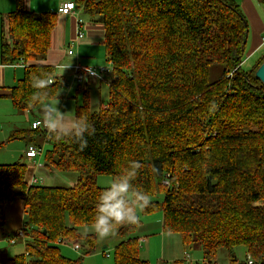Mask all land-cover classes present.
<instances>
[{
  "label": "trees",
  "instance_id": "1",
  "mask_svg": "<svg viewBox=\"0 0 264 264\" xmlns=\"http://www.w3.org/2000/svg\"><path fill=\"white\" fill-rule=\"evenodd\" d=\"M13 2L14 9L0 17V65L22 64L24 69L15 85L0 87V98H9L17 111L34 113L40 104L28 103L37 91L31 87L33 75L48 79L46 102L66 86L55 67L43 62L57 16L51 11L35 14L26 9L25 0ZM73 2L101 23L109 66L104 81L93 79L107 84V102L92 112L84 91L75 107L74 120L91 126L86 147L70 138L58 142L46 129L31 128L41 118L8 137L34 142L36 136L38 147L39 141L50 144L44 168L75 176V183L31 184L33 164L22 157L0 164V205L23 202L21 229L26 234L19 241L20 254L5 257L6 247L0 248V264H81L84 256L95 253L98 238L90 228L97 198L107 188L97 185V177L113 180L131 161L142 165L132 181L134 189L150 197L140 214L162 212L163 231L178 234L184 249L201 252L202 260L195 264H217L220 249L226 250L228 264H248V256L251 264H264V86L254 76L264 54L250 70L242 69L249 33L237 4ZM216 65L222 70L210 81ZM140 224L139 217L136 225L114 229L119 240L113 264H149L140 255ZM5 229L0 217L5 243L19 232ZM61 242L79 244L80 257L64 256ZM237 247L244 248L243 260L236 257Z\"/></svg>",
  "mask_w": 264,
  "mask_h": 264
},
{
  "label": "rangeland",
  "instance_id": "2",
  "mask_svg": "<svg viewBox=\"0 0 264 264\" xmlns=\"http://www.w3.org/2000/svg\"><path fill=\"white\" fill-rule=\"evenodd\" d=\"M53 3H57L59 0H51ZM74 1V0H73ZM239 10L245 15L248 21V38H247V45L245 49V58L246 54L250 52V48L254 42V40H258L259 43V35L261 32V29L259 30V26L261 22L264 21V5L262 3V0H233ZM244 1H247L251 4L253 7L256 16L254 20L251 18L249 19L247 14H245V4ZM57 6V5H56ZM15 7V4L13 0H0V17L6 15L8 12L12 11ZM34 10V7L33 9ZM45 10V9H43ZM82 20L86 22L85 16H82ZM0 47H1V24H0ZM68 48V47H67ZM66 48V49H67ZM94 50L96 51L95 54H98L97 56H91L87 58L80 59L81 62L78 61V57H80V52L82 50H79L78 48L75 50V55H68L73 56L76 58V62H79L82 66L87 67H98V66H109L104 61V48L102 44L94 45ZM264 54V45L260 46L256 51H253L250 56L245 60V62L242 64L243 70H250L254 64L257 62V60ZM71 57V58H73ZM89 62L94 63V65L85 64L82 62ZM74 62V63H76ZM73 63V64H74ZM72 64V65H73ZM71 66V65H69ZM67 67V65H66ZM63 67H57L56 69V75L61 77L64 81V84L67 85L61 86L57 92V95L54 98H51L48 100V103H51L53 105H57L58 109L62 112L65 120L70 118L71 122L74 121V113H75V107L82 103L84 98V91L88 92L89 97V104L91 111H97L99 108V105H105L107 102L108 97V87L106 83H102L101 86L90 84L89 86L85 87L84 85H78L72 76V70L68 69H62ZM70 69V68H69ZM222 68L219 65L213 66L210 70V81H214L218 78ZM15 76L13 74V70L10 67H5V83L3 84V87L10 88L11 86L15 85L19 79L22 78L23 73L21 75V70H15ZM99 87L96 89V87ZM100 90V92H99ZM68 91V94L65 95V92ZM40 107L34 112L29 113L26 111H17L13 106L9 98L7 97H1L0 98V143L2 144L0 147V163H13L20 160V157L23 156L20 154V151L23 148V154L26 150L25 143L29 141V138L25 139H10L8 140V137L15 131V130H28L30 128L31 121L37 117L41 116V112L39 110ZM10 134V135H9ZM9 135V136H8ZM8 136V137H7ZM6 137V138H5ZM34 142H37L36 136H34ZM2 138V139H1ZM32 142L33 144H36ZM36 147H38L36 145ZM51 146L47 142H43L40 145L41 154L36 158L39 163L42 164L44 161V154L46 153V150L49 149ZM16 150V153L14 154H6L4 155L5 149H13ZM40 158V159H39ZM23 160L27 161L25 157H23ZM43 173V174H42ZM39 173L40 176H42V179L39 175L37 177L39 178V183L41 185L43 184H49V185H68L70 184L69 180H72L70 176L61 175V173L56 172L57 174L51 175L46 172ZM73 178V177H72ZM112 181L111 176L109 175H100L97 177L96 183L100 187H108ZM162 196L159 197L161 199ZM139 217L141 219V223L145 224L147 222L153 223L156 227L152 233L153 235L150 236V244L148 243H141L142 240L140 239L139 245L140 248H144L147 251L148 248L150 250V256L143 253V251H140V255L142 258L147 259L149 261V264H161V258H160V252H161V236L159 234V230H161V223L160 220H162V212H156L151 215H142L140 214V211L138 210ZM139 227V226H138ZM140 231L136 230V234L138 235ZM165 234V233H164ZM166 239L164 241V248H165V256L168 258V260L174 261H183L184 262V251L185 253L189 254L190 258L193 260L192 264H195L196 261L202 260V255L200 251L195 250L193 248H188L184 250V248L181 245L180 236L178 234H171L167 233L165 234ZM119 239L115 237V233L110 235L109 237L101 240L98 238V244H97V250L95 253L87 255L83 257L81 264H113V250L114 245L117 243ZM5 247L9 248L8 256H13L14 254L21 253L23 251V244L21 242L17 244H4ZM64 246V247H63ZM60 246L62 250L65 252L64 255L69 258L77 259L81 255V251L79 249H74L73 245H63ZM8 250V249H7ZM234 252L236 253V257L238 260H243L245 257V252L243 247H237L234 248ZM103 253L108 254V257L105 256ZM171 262V263H172ZM170 263V264H171ZM217 264H228V258L227 253L225 249H220L218 251L217 255Z\"/></svg>",
  "mask_w": 264,
  "mask_h": 264
},
{
  "label": "crops",
  "instance_id": "3",
  "mask_svg": "<svg viewBox=\"0 0 264 264\" xmlns=\"http://www.w3.org/2000/svg\"><path fill=\"white\" fill-rule=\"evenodd\" d=\"M67 1H73V0H59L57 3L56 2L53 3L51 0H25L26 9L30 10V11H33L35 14H38V13H41V12H47V11H51V12H55L56 13L57 23H56L55 28H54V30L52 32L51 47H50V50H49V52L47 54L46 59L43 61L45 64L53 65L55 67V70L57 69V67H63V66L66 67V65L69 66V65H72L74 62H76V58L75 57L67 55V49H66L67 47L73 45L74 54H72V55H75V50L77 48L79 50H82L80 52V57L77 56L78 61L81 62L80 59L83 60V58L91 57V56H94V55L97 56L98 54H95L96 51L94 50L93 47L96 44L97 45L101 44V41H102L103 31H102L101 23L99 21H97V20L93 21L88 16L84 15L83 11H82V9L80 7H76V11H77L76 15H72V14H69V13L68 14H58L57 13V10H58L59 6L62 3L67 2ZM244 4L246 6L245 9H244L245 10V14H247L249 19L251 18L252 20H254L255 18H253V17L256 16V14H255V11H254L253 7L247 1H244ZM33 7H34V10H32ZM43 9H45V10H43ZM82 16H85V19H86L85 20L86 22H84L82 20L83 21V34L84 35H83V37L81 39L76 41L77 19L78 18L82 19ZM259 24H260V26H259L260 27L259 30H260L262 22L259 23ZM257 44H258V40L255 39L250 49L253 50L257 46ZM71 57H73V58H71ZM82 63L94 65V63H89L87 61L86 62H82ZM5 67L12 68L14 76H15V73H16L15 70L20 69L21 70V75H22L23 69H24L22 64L14 65V66H11V65H9V66L8 65H0V87H3V84L5 83ZM69 68H70V66L68 68H66V69L72 70V69H69ZM62 69H64V68H62ZM72 76H73V72H72ZM90 84H95V85L98 84L99 87L101 86V83H99L96 79H91V80L89 79L88 82H87V86H89ZM66 87H67V85L64 88H66ZM85 87H86V85H85ZM99 87L97 86L96 89H98ZM99 92H100V90H99ZM67 94H68V91L65 92V95H67ZM39 110H40V108H39ZM36 118H41V116H37L34 119H36ZM70 120H71L70 118L65 120L66 124L70 125L71 124ZM34 143H36V142H34ZM29 144H33V143L31 141L26 142L25 143V148ZM39 144H42V142L39 141ZM4 152H5L4 155L9 154V153L10 154H14V153H16V150H14V148L13 149H9V150L5 149ZM20 154L23 155V156H21L22 158L25 157L24 154H23V148L20 151ZM21 157H20V159H21ZM36 158L37 157H35V158H26V160H27L26 162H30V164H33L32 173H31L30 178L32 176H36L37 177V175H39V173H42V172H46V173L51 174V175L57 174L56 172H50L49 170L44 168L43 162H42V164L39 163L38 160H37L38 158L37 159ZM4 164H7V163H4ZM61 175H65V174L61 173ZM66 176H70V175H66ZM40 177L42 179V176H40ZM72 177H70L72 180H69L70 184H68V186H72L75 183V176H72ZM44 185L53 186V185H49V184H44ZM0 217H2L4 219L5 226H6L5 230H6V232L8 234H13V233H15V231H19L23 227V221H24V206H23V202L20 201V200H16V201H13L11 203H3V204H1L0 205ZM160 223H161V230H159V234H158V235L161 236L160 258H161L162 263L164 262L166 264H170L173 260L170 261L165 256L164 241L166 239V236H165L166 233L163 231V228H162V220H160ZM155 228L156 227L154 226L153 223H150V222H147L145 224L141 223L139 225V227H138V230L140 231V233L138 235L136 234L138 236V242L141 239L142 240L141 243L145 242V243H148V245H149L150 244V239L149 238H150L151 235L154 234V233H152V231ZM17 243H19V241ZM17 243H15V244H17ZM4 244H5V238H3L1 233H0V248H4L3 247ZM63 245H66V244L65 243H58V247L59 248H60V246H63ZM8 251H9V248L6 247L5 253H4L5 257H12V256H8ZM140 251H143V253L148 255V256L151 255L149 248L147 250L149 252H146V250L144 248H140ZM60 252L63 255L65 253L62 250V248H60ZM17 254H20V253H17ZM103 254L106 256L105 253H103ZM14 255H16V254H14ZM196 262H200V261H196ZM192 263H193V260L191 258H190V260L188 262H186V264H192Z\"/></svg>",
  "mask_w": 264,
  "mask_h": 264
},
{
  "label": "clouds",
  "instance_id": "4",
  "mask_svg": "<svg viewBox=\"0 0 264 264\" xmlns=\"http://www.w3.org/2000/svg\"><path fill=\"white\" fill-rule=\"evenodd\" d=\"M85 71L95 74L90 68H86ZM31 80V87L37 91L29 98L28 103L40 104L41 120L37 123H42L50 137L58 142L70 138L78 142L82 148L86 147L85 137L92 134L91 126L87 121L77 119L70 125L66 124L57 105L46 102L48 79L41 75H33ZM141 166L138 161H131L128 167L116 175L110 185L99 194L91 225V230L97 238L103 240L109 237L117 226L139 223L138 210H143L150 204L149 195L134 189L132 184Z\"/></svg>",
  "mask_w": 264,
  "mask_h": 264
},
{
  "label": "built area",
  "instance_id": "5",
  "mask_svg": "<svg viewBox=\"0 0 264 264\" xmlns=\"http://www.w3.org/2000/svg\"><path fill=\"white\" fill-rule=\"evenodd\" d=\"M58 14H72V15H76L77 11H76V6L74 4L73 1H67L62 3L58 10H57ZM77 32H76V41H78L79 39H81L83 37V21L82 19L78 18L77 19ZM264 45V21L261 24V32L259 35V43L257 44V46L246 56V58L243 59V61L241 62V64H243L245 62V60L250 56V54L253 51H256L260 46ZM67 54L68 55H72L74 54V48L73 45L69 46L67 48ZM86 68H90L93 69V72L95 73L93 74H89L88 72L85 71ZM70 69H72L73 72V79L74 81H76L77 83H87L89 79H93L96 78L99 81H104L105 79V74L108 71V68L105 66H98V67H87V66H82L80 63H74L73 65L70 66ZM41 119H36L32 122L31 124V128L36 129V128H44L42 123H37L38 121H40ZM41 154V149L40 147H36L35 144H29L26 147V150L24 152L25 157L27 158H35L38 157ZM39 182L38 177L36 176H32L30 179V183L31 184H36ZM26 238V234L22 231V229L19 230V232L15 235V236H11L8 237L6 242L10 245H13L15 243H17L18 241H24V239ZM61 243H65V242H61ZM66 244V243H65ZM74 249H79V244H72ZM108 256V255H106ZM185 258H184V264H186V262H188L190 260V256L187 254H184ZM248 264H251V259L247 258ZM201 262V261H200Z\"/></svg>",
  "mask_w": 264,
  "mask_h": 264
},
{
  "label": "water",
  "instance_id": "6",
  "mask_svg": "<svg viewBox=\"0 0 264 264\" xmlns=\"http://www.w3.org/2000/svg\"><path fill=\"white\" fill-rule=\"evenodd\" d=\"M254 76L261 82L264 86V61L257 67L254 72Z\"/></svg>",
  "mask_w": 264,
  "mask_h": 264
}]
</instances>
